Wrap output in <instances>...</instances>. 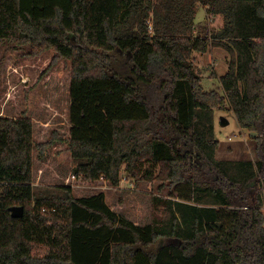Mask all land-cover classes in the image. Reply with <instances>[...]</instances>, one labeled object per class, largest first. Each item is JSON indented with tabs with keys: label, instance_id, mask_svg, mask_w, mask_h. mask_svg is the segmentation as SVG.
<instances>
[{
	"label": "trees",
	"instance_id": "trees-1",
	"mask_svg": "<svg viewBox=\"0 0 264 264\" xmlns=\"http://www.w3.org/2000/svg\"><path fill=\"white\" fill-rule=\"evenodd\" d=\"M198 3L221 28L193 33ZM4 41L31 58L51 50L47 70L69 60L70 103L68 132L44 141L31 117L0 114V264H264V0H0ZM210 47L230 54L223 93L193 63ZM215 110L234 113L255 161L216 156ZM57 141L86 185L116 187L122 170L167 182L178 199L153 206L168 221L135 223L69 184L36 194L34 149Z\"/></svg>",
	"mask_w": 264,
	"mask_h": 264
},
{
	"label": "rangeland",
	"instance_id": "rangeland-1",
	"mask_svg": "<svg viewBox=\"0 0 264 264\" xmlns=\"http://www.w3.org/2000/svg\"><path fill=\"white\" fill-rule=\"evenodd\" d=\"M223 16L206 12L198 3L194 18V34L209 35L221 28ZM28 48V46H25ZM52 51L31 58L21 55L15 44L0 43V114L8 116L26 115L32 118L33 137L46 140L53 130L67 133L69 129L68 107L70 103V61L60 59L47 70ZM229 52L222 47H210L206 52H193L192 59L201 77L204 90L215 89L223 93L219 77L228 70ZM213 73V74H212ZM215 131L220 140L216 152L219 158L252 157L254 142L245 129L239 127L232 111L215 110ZM227 119L226 123L221 118ZM245 149V151H243ZM72 162L65 142L57 141L46 149L43 157L34 149L33 187L36 194H63L60 184L72 186L75 196H86L99 189L95 182L86 185L79 182L71 172ZM122 170L121 187L105 188L106 202L112 209L122 213L135 223L143 224L154 219L166 223L171 210L164 203L153 206V196L175 200L177 192L167 182L160 188V181L134 182Z\"/></svg>",
	"mask_w": 264,
	"mask_h": 264
},
{
	"label": "crops",
	"instance_id": "crops-1",
	"mask_svg": "<svg viewBox=\"0 0 264 264\" xmlns=\"http://www.w3.org/2000/svg\"><path fill=\"white\" fill-rule=\"evenodd\" d=\"M253 149H254V147H253ZM243 151H245V149H243ZM216 156H217V152H216ZM218 157V156H217ZM219 158V157H218ZM223 159H251V160H253V161H255L256 159H257V156H256V153H255V150L253 151V154H252V157H238V158H223ZM97 182H99L101 185H99V186H93L95 189H99V190H97L95 193H98V192H100V191H103L104 193H105V188H107V187H110V184H108V182L107 181H105V180H103V179H100V180H98ZM134 183V182H133ZM103 184L104 185H106V186H104L103 187ZM118 187H121V185L119 184L118 185ZM105 199L107 200V195L105 194ZM122 214V213H121ZM127 218V217H126ZM151 221V220H150ZM149 222V221H148Z\"/></svg>",
	"mask_w": 264,
	"mask_h": 264
},
{
	"label": "water",
	"instance_id": "water-1",
	"mask_svg": "<svg viewBox=\"0 0 264 264\" xmlns=\"http://www.w3.org/2000/svg\"><path fill=\"white\" fill-rule=\"evenodd\" d=\"M127 56L129 57L130 56V52L127 53ZM221 122L222 124L223 123H226L227 122V119H225V117H222L221 118ZM256 134V132L252 131L251 132V135L254 136ZM10 211H11V215L13 217H22L23 216V213H24V208L23 206L21 205H16V206H12L10 207Z\"/></svg>",
	"mask_w": 264,
	"mask_h": 264
}]
</instances>
